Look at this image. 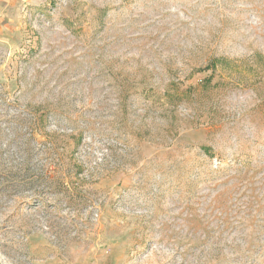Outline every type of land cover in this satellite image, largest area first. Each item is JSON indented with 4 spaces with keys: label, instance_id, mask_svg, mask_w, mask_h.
Here are the masks:
<instances>
[{
    "label": "rangeland",
    "instance_id": "1",
    "mask_svg": "<svg viewBox=\"0 0 264 264\" xmlns=\"http://www.w3.org/2000/svg\"><path fill=\"white\" fill-rule=\"evenodd\" d=\"M0 264H264V0H0Z\"/></svg>",
    "mask_w": 264,
    "mask_h": 264
}]
</instances>
